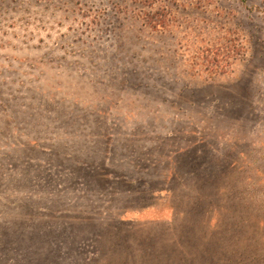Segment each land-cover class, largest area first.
<instances>
[{
    "label": "rangeland",
    "instance_id": "obj_1",
    "mask_svg": "<svg viewBox=\"0 0 264 264\" xmlns=\"http://www.w3.org/2000/svg\"><path fill=\"white\" fill-rule=\"evenodd\" d=\"M0 264H264V0H0Z\"/></svg>",
    "mask_w": 264,
    "mask_h": 264
}]
</instances>
